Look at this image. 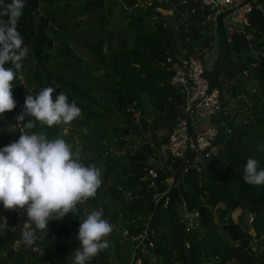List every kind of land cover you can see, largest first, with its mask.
Returning a JSON list of instances; mask_svg holds the SVG:
<instances>
[{"label": "trees", "instance_id": "1", "mask_svg": "<svg viewBox=\"0 0 264 264\" xmlns=\"http://www.w3.org/2000/svg\"><path fill=\"white\" fill-rule=\"evenodd\" d=\"M10 2L0 0V6ZM24 3L18 30L28 54L13 85L16 108L0 117V149L21 135L16 117L27 92L51 86L53 98L63 92L81 108L66 135L62 125L32 131L61 136L73 150L81 149L83 163L102 170V184L85 205L89 213L101 210L119 229L113 228L109 247L89 264H264V186L243 180L249 158L264 168V55L252 54V46L264 47V9L254 6L241 35H235L226 30V14L215 22L200 0ZM163 10L173 12V25ZM216 33L218 55L207 73L222 91L223 110L213 119L219 128L216 152L196 164L168 159L160 168L155 161L172 128L145 98L176 122L186 96L172 84L174 67L212 49ZM237 209L253 216L250 229L234 220ZM89 213L80 204L76 213L50 222L35 243L43 255L31 254L34 264H71L80 220ZM16 218L0 205V264L24 263L10 247L26 222ZM146 231L153 246L142 249L138 244Z\"/></svg>", "mask_w": 264, "mask_h": 264}, {"label": "clouds", "instance_id": "2", "mask_svg": "<svg viewBox=\"0 0 264 264\" xmlns=\"http://www.w3.org/2000/svg\"><path fill=\"white\" fill-rule=\"evenodd\" d=\"M24 7V0H11L0 6V117L16 108L13 85L28 54L18 30ZM54 92L51 86L35 95L27 92L16 120L18 126L28 131H21L17 141L0 149V205L26 217L20 239L27 247L42 238L50 222L63 220L76 213L78 205L95 198L102 184L101 168L83 163L80 148L73 150L61 136L49 138L43 130L32 131L38 126H69L81 118L82 110L75 101L69 102L63 92L53 98ZM81 131L87 135L89 130ZM261 150L264 151V145ZM243 180L249 185L264 186V168L258 167L256 159L247 160ZM112 232L113 226L103 212L91 211L80 220L76 236L79 246L69 256L71 264H89L109 247L107 238Z\"/></svg>", "mask_w": 264, "mask_h": 264}, {"label": "built area", "instance_id": "3", "mask_svg": "<svg viewBox=\"0 0 264 264\" xmlns=\"http://www.w3.org/2000/svg\"><path fill=\"white\" fill-rule=\"evenodd\" d=\"M170 2V0H158ZM196 1V0H193ZM211 11L216 21L223 14L225 19L231 16L235 24L243 28L254 6L264 9V0H200ZM217 36V33H216ZM219 37L215 38L212 49L204 51L198 57L184 58L174 67L172 84L181 89L186 96L183 115L175 122L163 150V159H182L196 164L204 158H211L216 152L219 128L214 118L223 110L222 91L212 86L207 73L214 70L217 59ZM231 129H229V133ZM150 173L157 176L154 170ZM253 216H249L252 223ZM254 245V244H252ZM138 246L152 247L149 231L141 237Z\"/></svg>", "mask_w": 264, "mask_h": 264}, {"label": "rangeland", "instance_id": "4", "mask_svg": "<svg viewBox=\"0 0 264 264\" xmlns=\"http://www.w3.org/2000/svg\"><path fill=\"white\" fill-rule=\"evenodd\" d=\"M163 14L166 15V17L168 18L169 23H171L172 25L174 24V17H173V12L172 11H166L163 10ZM225 27L226 30H228L229 34H235V35H241V30L242 28L239 27V25L237 26V24H235V22L233 21L231 16H228L225 19ZM177 47L179 50H181V45L179 43H177ZM19 79H21L22 81H24V77L21 75L19 76ZM225 99H228L227 95H224ZM145 102L147 104V106L155 113L156 117L160 120L165 122L170 128H172V126L174 125L175 122L171 121L170 119H168L165 115L160 114L159 112H156L155 109L153 108V106L148 102V100L145 98ZM24 104L20 103V108H23ZM20 132L21 131H27L26 129H22L21 126H19ZM72 125L69 126H64L63 129V134L66 135L68 134L70 131H72ZM75 140L78 144H80L81 140L78 137V135H75ZM79 148V147H78ZM82 153V152H81ZM158 159L155 161L158 165V167L162 168L164 165H166V161L163 159V156H160V153H158ZM161 157V158H160ZM86 203V202H85ZM85 203L81 204L84 207V212L85 213H89V209L88 207H86ZM14 214L16 215V221L19 223V221L24 217V214L20 211H13ZM2 222L3 225L5 226L6 222H7V216L5 214H2ZM233 218L235 221L242 223L247 229L251 228V222L249 221V216L247 214L243 213L242 209H237L234 213H233ZM18 223L17 225H13V230L12 233L16 234L15 232L18 230ZM26 227V222L23 224L22 230ZM73 227V226H72ZM114 229L118 230V226H113ZM253 231L251 230V233ZM52 237L54 238V240H56V235H52ZM10 247L16 252V253H21L23 255V257L25 258L24 263L23 264H34V258L31 257V254H35L38 253V256H42L43 255V250L41 248H39L38 246H36L35 244L31 247H27L25 245H23V243L21 242V239L19 238V235L16 234L12 243L10 244ZM143 249V248H142ZM7 254L4 253V256H6ZM135 264H142L140 260H138Z\"/></svg>", "mask_w": 264, "mask_h": 264}, {"label": "water", "instance_id": "5", "mask_svg": "<svg viewBox=\"0 0 264 264\" xmlns=\"http://www.w3.org/2000/svg\"><path fill=\"white\" fill-rule=\"evenodd\" d=\"M252 54H253V57L258 56L259 54L264 55V47L252 46ZM241 122L243 123V119L241 120Z\"/></svg>", "mask_w": 264, "mask_h": 264}, {"label": "crops", "instance_id": "6", "mask_svg": "<svg viewBox=\"0 0 264 264\" xmlns=\"http://www.w3.org/2000/svg\"><path fill=\"white\" fill-rule=\"evenodd\" d=\"M174 124H175V123H174ZM173 126H174V125H173ZM173 126H172V127H173Z\"/></svg>", "mask_w": 264, "mask_h": 264}]
</instances>
